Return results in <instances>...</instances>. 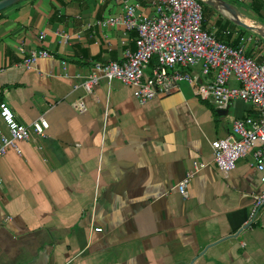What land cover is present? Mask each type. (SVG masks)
<instances>
[{"label":"crops","instance_id":"1","mask_svg":"<svg viewBox=\"0 0 264 264\" xmlns=\"http://www.w3.org/2000/svg\"><path fill=\"white\" fill-rule=\"evenodd\" d=\"M236 1L264 26V0ZM123 10L122 0H19L0 10V101L22 123L47 122L43 137L0 157V264H264V205L248 217L264 189L259 173L249 155L226 173L211 162L210 141L254 115L249 103L218 112L185 81L144 103L117 80L80 86L91 62L133 50V31L97 23ZM204 11L205 29L231 45L249 37L246 55L264 60V39ZM38 49L48 56L24 68L23 55ZM193 160L207 165L183 197L177 184Z\"/></svg>","mask_w":264,"mask_h":264},{"label":"built area","instance_id":"2","mask_svg":"<svg viewBox=\"0 0 264 264\" xmlns=\"http://www.w3.org/2000/svg\"><path fill=\"white\" fill-rule=\"evenodd\" d=\"M122 1L121 15L97 23H119L125 30L133 31V50L124 49L120 60L91 62L89 73L80 82L82 89L89 92L100 81L108 84L117 80L132 86L133 96L144 103L157 95H168L178 82L185 81L194 84L198 94L209 99L216 110L224 109L235 99L249 103L254 115L232 119L229 134L210 141L211 162L217 170L226 173L239 158L249 155L248 165L259 173V182L264 185V60L257 62L246 55L250 38H241L236 45L219 40L202 26L200 0ZM43 37L40 32L38 39ZM64 38L67 41L68 36ZM18 50L22 51L20 47ZM38 56L46 57L48 53L43 49L31 50L23 55L21 65L29 68ZM194 67L208 77L205 82L192 73ZM231 80L235 84L231 85ZM0 122L4 128L0 129V157L8 150L19 153V142L31 136L43 137L47 128L42 116L27 124L18 121L4 101H0ZM206 165L201 161L191 162L190 169L177 184L183 197L191 175ZM263 205L264 189L254 197L248 215L250 221Z\"/></svg>","mask_w":264,"mask_h":264},{"label":"water","instance_id":"3","mask_svg":"<svg viewBox=\"0 0 264 264\" xmlns=\"http://www.w3.org/2000/svg\"><path fill=\"white\" fill-rule=\"evenodd\" d=\"M17 1L19 0H0V10ZM200 1L206 4L207 6L213 8L214 10H216L219 14L227 18L233 24L243 29L249 30L260 36L262 39H264V26L257 24L254 21L245 22L243 20V15L240 13V11L229 2L225 0H200ZM222 110H217V111L221 112Z\"/></svg>","mask_w":264,"mask_h":264},{"label":"rangeland","instance_id":"4","mask_svg":"<svg viewBox=\"0 0 264 264\" xmlns=\"http://www.w3.org/2000/svg\"><path fill=\"white\" fill-rule=\"evenodd\" d=\"M199 1V0H198ZM225 1H229L230 3H232L235 7H237V8H240L241 6H240V3L239 2H237L236 0H225ZM201 5H202V7H203V11H204V9L205 10H207V5L206 4H204V3H201ZM205 12V11H204ZM244 34H249L248 32H246V33H244ZM264 44V43H263Z\"/></svg>","mask_w":264,"mask_h":264},{"label":"bare ground","instance_id":"5","mask_svg":"<svg viewBox=\"0 0 264 264\" xmlns=\"http://www.w3.org/2000/svg\"><path fill=\"white\" fill-rule=\"evenodd\" d=\"M243 20H244L245 22H248V21H247L246 19H244V18H243Z\"/></svg>","mask_w":264,"mask_h":264},{"label":"trees","instance_id":"6","mask_svg":"<svg viewBox=\"0 0 264 264\" xmlns=\"http://www.w3.org/2000/svg\"><path fill=\"white\" fill-rule=\"evenodd\" d=\"M153 62H154V59L151 60V63H153Z\"/></svg>","mask_w":264,"mask_h":264}]
</instances>
